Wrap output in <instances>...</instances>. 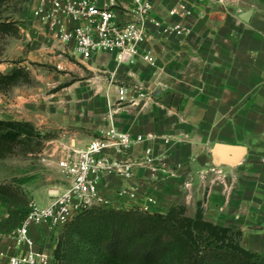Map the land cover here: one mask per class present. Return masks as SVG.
I'll use <instances>...</instances> for the list:
<instances>
[{"label":"crops","instance_id":"1","mask_svg":"<svg viewBox=\"0 0 264 264\" xmlns=\"http://www.w3.org/2000/svg\"><path fill=\"white\" fill-rule=\"evenodd\" d=\"M178 1L153 0L155 16L172 20ZM184 1L194 8L187 36L149 41L154 65L142 58L117 65L132 71L133 80L119 81L135 103L119 104L112 121L132 135L153 136L117 158H142L151 146L161 167L175 175L138 166L131 180L105 174L101 191L115 209L166 213L184 204L194 214L202 202L207 220L239 226L243 246L264 253V0ZM117 14L120 21L132 19L124 9ZM104 56L113 58H96ZM118 90L111 100L118 101ZM93 138L68 146L85 148ZM66 186L35 193L36 205L47 206ZM50 229L34 225L31 235L54 255L57 237H50V249ZM18 251L14 241L0 243L3 261Z\"/></svg>","mask_w":264,"mask_h":264},{"label":"rangeland","instance_id":"2","mask_svg":"<svg viewBox=\"0 0 264 264\" xmlns=\"http://www.w3.org/2000/svg\"><path fill=\"white\" fill-rule=\"evenodd\" d=\"M34 5L35 0H9L0 7V20L15 24L10 33L0 34V73L21 68L28 76L11 88H0V119L30 122L41 133V138L0 158V243L5 246L13 242V233L38 202L35 193L44 196L56 186L70 185L71 179L59 167L64 148L73 140L102 135L121 106L111 100L123 86L119 80H133L130 68H118L109 56L83 60L42 36L31 22ZM191 213L187 209L190 216L196 212ZM50 231L52 249L50 237H57V245L58 235L66 229ZM63 239L65 264H77L83 246L80 237L68 231Z\"/></svg>","mask_w":264,"mask_h":264},{"label":"built area","instance_id":"3","mask_svg":"<svg viewBox=\"0 0 264 264\" xmlns=\"http://www.w3.org/2000/svg\"><path fill=\"white\" fill-rule=\"evenodd\" d=\"M124 1L131 8L124 7ZM121 9L132 15L130 21L119 20L117 12ZM193 13V6L184 0L170 9L172 20L155 16L153 0H35L31 22L32 25L35 22L42 36L62 44L63 51L73 52L83 60L110 54L118 66H132L139 58L154 65L155 60L145 45L156 37L187 36L190 29L186 20ZM118 103H135L129 98L127 88H119ZM152 139V135L146 138L119 130L112 123L85 148L66 146L59 167L71 179L70 185L55 194L47 206L32 204L31 211L13 233L18 253L6 261L0 255V264H58L54 255L40 248L39 241L31 235V227L46 225L58 231L85 209L111 208V201L101 191L105 174L131 180L135 168L144 166L174 176L173 170L161 167L151 146L144 148L142 158L123 160L115 156Z\"/></svg>","mask_w":264,"mask_h":264},{"label":"trees","instance_id":"4","mask_svg":"<svg viewBox=\"0 0 264 264\" xmlns=\"http://www.w3.org/2000/svg\"><path fill=\"white\" fill-rule=\"evenodd\" d=\"M8 1L0 0V7ZM14 26L0 20V34L10 33ZM27 77L21 68L0 73V88H11ZM36 138L41 133L32 123L0 119V158ZM63 229L77 234L83 244L77 264H264V253L243 246L242 229L207 220L202 202L194 216L187 214L184 204H176L166 213L92 206ZM64 234L58 235L54 250L58 264L67 259L62 252ZM68 238L73 241L72 235Z\"/></svg>","mask_w":264,"mask_h":264},{"label":"water","instance_id":"5","mask_svg":"<svg viewBox=\"0 0 264 264\" xmlns=\"http://www.w3.org/2000/svg\"><path fill=\"white\" fill-rule=\"evenodd\" d=\"M250 14H251V11L246 12L244 15L245 17H243V19L247 20V17L250 16Z\"/></svg>","mask_w":264,"mask_h":264}]
</instances>
